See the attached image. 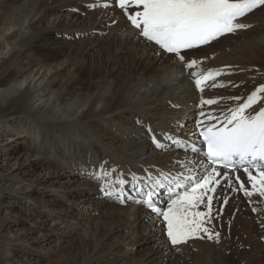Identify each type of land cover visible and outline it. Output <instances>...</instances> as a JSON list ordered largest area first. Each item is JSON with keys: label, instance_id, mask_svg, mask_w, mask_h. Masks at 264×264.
Here are the masks:
<instances>
[{"label": "bare ground", "instance_id": "obj_1", "mask_svg": "<svg viewBox=\"0 0 264 264\" xmlns=\"http://www.w3.org/2000/svg\"><path fill=\"white\" fill-rule=\"evenodd\" d=\"M118 1L0 0V245L24 246L8 253L10 264L27 253L24 248H34L36 238L33 229H21L19 220L4 216L34 193L43 204L41 209L29 205L36 229L45 231L40 250L56 253L52 242L74 238L86 247L88 239L78 233L89 227L92 208L118 214L122 219L112 232H128L109 245V237L104 243L101 236L104 264H126L125 258L132 259L138 247L148 248L151 242V250L134 264H167L174 251L161 239L165 209L156 191L170 186L183 195L192 180L228 176L206 160L197 132L223 118L232 121L229 127L264 118V69L254 51L264 44V35H253L257 40L241 57L223 60L211 50L207 59H191L186 55L195 50H190L177 53L185 55L177 62L162 40L186 25L156 31L175 22L174 17L138 19L134 8L127 9L129 3L120 8ZM126 14L138 20V28ZM216 20L223 26L234 21ZM145 33L151 42L142 38ZM214 42L206 45L211 49ZM39 46L45 49L43 57ZM254 66L260 74L245 96L238 100L226 94L217 100L214 93L221 90L210 87H233L239 74ZM83 70L85 77L80 76ZM197 87L209 90L200 93ZM15 140L18 148L11 145ZM234 172L243 178L240 170ZM142 191L156 212L140 204ZM5 199L6 205L1 203Z\"/></svg>", "mask_w": 264, "mask_h": 264}, {"label": "rangeland", "instance_id": "obj_2", "mask_svg": "<svg viewBox=\"0 0 264 264\" xmlns=\"http://www.w3.org/2000/svg\"><path fill=\"white\" fill-rule=\"evenodd\" d=\"M131 7L137 11V18L139 19L147 18L151 15L173 16L172 20H175V22H168L173 25L192 24L206 17L213 16L217 17L216 19L225 18V15L228 14V17L232 21L234 20L233 24L230 20L228 21V23L232 24V27L231 24L228 25L225 22L223 27L225 28L228 25L227 31L224 30L226 31L225 33L223 32L224 35L219 36L215 40L216 42L211 43L212 45L210 44L213 47L210 49L208 48L210 47L209 45H203L200 46L202 49L200 47L192 49L195 51L186 55L191 59L197 56L207 59L211 56V50L222 56L221 59L223 60L241 57L251 49V42L264 35V0H131L127 9ZM1 13L2 10H0V16L2 15ZM122 14L124 15V13ZM214 17L213 19H215ZM168 25L170 24H162L161 29L166 28ZM262 32L263 34L261 35ZM253 35L257 38L253 37ZM142 38L148 43L151 42L147 34L146 36L143 35ZM227 41H230L231 45L226 44ZM37 50H39L40 56H45L46 52L43 46H39ZM254 51L260 56L255 62L262 67L261 69H264V44H261ZM94 53L96 54L97 51ZM184 56L182 54L174 55L173 61L181 62ZM226 66L232 67L233 63L229 64V62H226ZM258 66L248 69L245 74L240 73L241 81L234 83L233 87L222 90V87L217 86L214 88L210 87V90H221L214 93L218 97L217 100H220L221 96H227L226 94L232 96V98L237 97L239 100L246 95L245 93L249 90V86L253 83L251 81L259 76ZM86 73L83 70L80 76L85 77ZM212 78H209V81H213ZM203 89L202 87H197V91L200 93L208 92L205 90H209V88ZM181 118H177V120H181ZM11 145L16 146V148L19 147V143H16V140L11 142ZM38 172L42 173L43 171L37 170L36 173ZM240 172L243 174L241 180L234 172H228L230 173L228 176L223 174L215 181L206 182L205 178L208 176L202 177L197 182L192 180V186L182 193L183 195H175L161 205L165 209L163 210L165 213L162 220L163 235L161 239L163 238V241L170 243L174 251L167 264H264V169L248 171L244 169V171L240 170ZM187 193L189 196L191 195L190 198ZM38 194L34 193L35 196L31 200L25 201L19 206L15 204L13 207H9V213L4 216L9 221L19 220L21 229H33L34 236L32 237L36 238V243L33 245L34 248L28 246L24 248L27 253L22 257L16 256L12 264H104L103 256H105L106 252L102 250L103 241L105 243L107 237H109L107 239L109 241L107 244L109 245L116 242L115 240H124L126 238L125 235H128L127 231L112 232L113 228L119 225V219H122L121 216L118 214H109L108 216V214H104L106 211L98 213L91 208L94 215L89 218V221L91 220L89 227L85 228L82 226L78 233V236L82 235V237L88 239L89 243L87 242L88 245L86 247L80 244L79 238L65 239L63 242H52L53 248L57 249L56 253L44 252L40 250V246L43 238L42 234L45 231L41 228L36 229L38 222L32 219L29 207L31 205L30 202H32L37 209L43 208ZM40 198L49 199L48 195L45 194H42ZM187 198H189L188 201ZM8 202L9 200L5 199L1 203L6 205ZM2 218L3 215H0V221ZM68 220L71 221V219L67 218L66 221ZM96 222L104 228L98 230L95 225ZM11 230H13V226L8 229V232ZM101 236H104L103 241H101ZM151 243L148 244V248L142 249L138 247V251L132 259L129 257L125 258L126 264H134V261L137 260L136 262H138L139 258L141 260L142 256L151 250ZM21 247L23 248L24 246L16 243L10 249L7 246L1 247L0 245V264H10L8 253L13 254ZM16 260H19V262H16ZM21 261L22 263H20Z\"/></svg>", "mask_w": 264, "mask_h": 264}]
</instances>
